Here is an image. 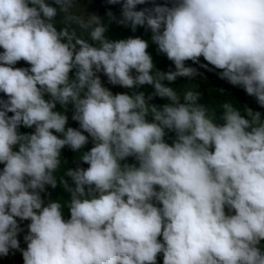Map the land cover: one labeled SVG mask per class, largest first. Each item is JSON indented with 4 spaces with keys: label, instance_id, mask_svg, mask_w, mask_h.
<instances>
[{
    "label": "clouds",
    "instance_id": "obj_1",
    "mask_svg": "<svg viewBox=\"0 0 264 264\" xmlns=\"http://www.w3.org/2000/svg\"><path fill=\"white\" fill-rule=\"evenodd\" d=\"M0 51V264H264V0H0Z\"/></svg>",
    "mask_w": 264,
    "mask_h": 264
},
{
    "label": "trees",
    "instance_id": "obj_2",
    "mask_svg": "<svg viewBox=\"0 0 264 264\" xmlns=\"http://www.w3.org/2000/svg\"><path fill=\"white\" fill-rule=\"evenodd\" d=\"M1 52V51H0ZM15 67H17L16 65H15ZM0 98H4V99H7V97L3 94V93H0ZM2 259H0V261H1Z\"/></svg>",
    "mask_w": 264,
    "mask_h": 264
},
{
    "label": "rangeland",
    "instance_id": "obj_3",
    "mask_svg": "<svg viewBox=\"0 0 264 264\" xmlns=\"http://www.w3.org/2000/svg\"><path fill=\"white\" fill-rule=\"evenodd\" d=\"M73 27L76 29V30H78V25H75V24H73Z\"/></svg>",
    "mask_w": 264,
    "mask_h": 264
}]
</instances>
